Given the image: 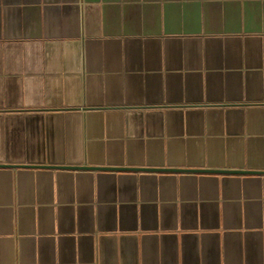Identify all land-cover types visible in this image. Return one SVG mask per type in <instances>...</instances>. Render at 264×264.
<instances>
[{"label": "crops", "instance_id": "0c3cea01", "mask_svg": "<svg viewBox=\"0 0 264 264\" xmlns=\"http://www.w3.org/2000/svg\"><path fill=\"white\" fill-rule=\"evenodd\" d=\"M0 264H264V0H0Z\"/></svg>", "mask_w": 264, "mask_h": 264}, {"label": "water", "instance_id": "95a60500", "mask_svg": "<svg viewBox=\"0 0 264 264\" xmlns=\"http://www.w3.org/2000/svg\"><path fill=\"white\" fill-rule=\"evenodd\" d=\"M57 169H66V170H95L91 168H57ZM113 171V170H112ZM152 172H170V173H226V172H212V171H183V170H147ZM231 173V172H229Z\"/></svg>", "mask_w": 264, "mask_h": 264}]
</instances>
